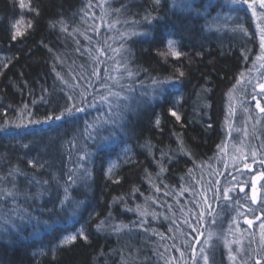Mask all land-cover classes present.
<instances>
[{
    "label": "trees",
    "instance_id": "obj_1",
    "mask_svg": "<svg viewBox=\"0 0 264 264\" xmlns=\"http://www.w3.org/2000/svg\"><path fill=\"white\" fill-rule=\"evenodd\" d=\"M187 1L196 16L182 0H0V264H197L199 240L229 226L223 149L250 111L260 33L247 5ZM68 107L83 111L48 119ZM120 148L132 159L110 178ZM78 228L87 240L56 246ZM213 245L208 264H225Z\"/></svg>",
    "mask_w": 264,
    "mask_h": 264
},
{
    "label": "rangeland",
    "instance_id": "obj_2",
    "mask_svg": "<svg viewBox=\"0 0 264 264\" xmlns=\"http://www.w3.org/2000/svg\"><path fill=\"white\" fill-rule=\"evenodd\" d=\"M18 2V5H20V0ZM24 3L27 6L23 9H29L28 0H24ZM254 18L256 23L261 28H264V16H261L259 6H257V14ZM23 27V20L15 22L13 26L14 34L17 31L20 32ZM173 51H179L176 45ZM261 55H264V52L260 48L259 56ZM2 59L3 57L0 56V62ZM260 83H264V59H259L258 70L252 76L249 93H252L253 96L251 98L253 99H251L250 103H247V108H245V111L248 109L250 111L246 113V118L244 117L241 123H237L234 129H232V134L238 135L233 137V141H229V145L226 143L223 149L222 160L226 158V167L229 166L230 172L227 171L228 176L223 179L222 199L224 201L229 200L235 207L231 209L232 213L228 216L231 223H229V226L224 225L223 228H219L217 225V228H210L206 236H203L199 240L197 251H195L197 264H205L203 257H208V248L214 246L213 243L217 241H219V244L224 249L225 264H253L251 260L256 257H260V262L264 260V237H262L264 229L260 228V224L264 223V203H262L264 201V178L256 179L260 172H264V167H261L259 164V161L264 160V145L259 140V133L264 129V121L261 120L264 119V112H261L256 106L259 103L261 107H264V95L260 94L258 87ZM234 141L235 143L233 144ZM252 153H255L256 163H253ZM245 156L247 157L246 161L244 160ZM131 159L132 156L128 152V149L121 150L116 157L108 161V168H106L107 176L115 178V173L119 166L128 163ZM245 163L248 164V168L244 167ZM244 177H247V179L242 180ZM236 179L242 180V182L237 183ZM253 183H255L257 190V200L255 203L251 200ZM241 187L244 188V192H240ZM225 189L230 190L228 192V199H225L223 195ZM233 196L236 198L233 202H236L238 198V205L231 202ZM252 211L256 212L253 216L250 214ZM257 216L260 217L259 220L256 219ZM249 219L253 220L252 225L246 222ZM252 230H255V242L257 243L256 248L258 251L254 250L253 243L250 241ZM78 231H82V229L78 228L75 232H70L64 237L76 234ZM57 246H61L60 242ZM201 249H203V252H201ZM253 252L259 254L255 255ZM208 262L209 260L207 259V264ZM260 264H264V261Z\"/></svg>",
    "mask_w": 264,
    "mask_h": 264
},
{
    "label": "snow or ice",
    "instance_id": "obj_3",
    "mask_svg": "<svg viewBox=\"0 0 264 264\" xmlns=\"http://www.w3.org/2000/svg\"><path fill=\"white\" fill-rule=\"evenodd\" d=\"M157 3H159V0H157ZM232 3L234 4H244V5H247L248 8H250L252 10V14L253 16H256L257 14V6H259V9L261 10V16H264V0H232ZM27 5L24 3V0H20V7L21 8H24L26 7ZM181 7H183V0H182V3L180 5ZM188 8L191 9V4H188ZM191 10H195V9H191ZM195 11H198V10H195ZM257 27L259 28V31H260V48L262 50V52H264V28H261L259 25H257ZM235 30H240V31H243V26L242 25H237V28L234 29ZM17 35H22V33H20L19 31H17L13 36H12V39L15 40L16 39V36ZM177 44V41L173 40V39H169L167 41V47L168 49L171 51V54L173 56H177L179 57L181 55L180 52L178 51H173V49L175 48V45ZM257 59H264V55H261L259 57H257ZM6 66V65H5ZM129 76L132 75V73H128ZM184 76V73L183 72H180L179 73V76H177L174 80H168V79H165V80H158V79H155L153 78L152 80V83L154 85V91L155 92H160L162 91L163 87L167 84H174V83H179L180 82V78ZM259 89H260V94L261 95H264V83H260L258 85ZM119 93H109V96H116V97H119ZM69 99H71V97H69ZM101 100H107L109 102V104L111 105L112 104V101L108 100V97H105V96H102L100 98ZM127 99V97L125 98ZM119 100H117V104L119 105ZM91 106V105H90ZM257 108L260 109L261 112H264V107H261L259 103H257ZM123 107L125 108V110H130V105L129 104H124ZM73 111H83L82 108H71V107H68V108H65V110L63 112H61V114L59 116H55V117H49L48 119L51 120V119H55V120H60L62 118H64L65 115H71L73 113ZM171 111V109H170ZM123 114L121 113V116ZM171 115L174 116L177 120H180V116L177 115V113L175 111H171ZM113 124L116 123L115 120H112L111 121ZM157 124H159V120L156 121ZM107 139V138H105ZM252 156H253V163H256L255 161V153H252ZM244 160L246 161L247 160V157L245 156L244 157ZM31 163V161L29 162ZM259 164L261 165V167H264V160H261L259 161ZM244 167L245 168H248V164L245 163L244 164ZM9 175H11V173H9ZM261 178H264V172H260L259 176L256 177V179H261ZM69 181H72V177L69 176ZM46 183V182H45ZM15 183L13 182V189H15ZM230 190L228 189H225L224 190V197L225 199H228V192ZM240 192H244V188L241 187L240 188ZM65 193H67V189H65ZM6 196L8 197H11L13 199V201L15 200L16 196L19 195L18 193L14 192V191H7L5 193ZM23 195L25 196L26 199H29L31 198L30 197V194L28 193H23ZM36 195H40V193H37ZM65 200H67V196L65 197ZM65 200H61V206L64 205L65 203ZM251 200L253 203L256 202L257 200V190H256V185L255 183L252 184V196H251ZM262 203H264V201H262ZM20 219H25V217L23 215L20 216ZM29 221H31V219H36L37 220V226L38 227H47L48 226V223L47 221H44V222H40L38 218H32V217H28L27 218ZM257 220L260 219L259 216L256 217ZM249 225H252L253 224V220L249 219L246 221ZM260 228L261 229H264V223H261L260 224ZM80 236L82 237L83 239L87 240V237L84 235V233L82 231H78L76 234H72V235H69V236H66L64 237L61 241H60V244L61 246L63 245H68V244H71L73 243L74 241L77 240V237ZM262 237H264V232H262ZM201 252H203V249H201ZM204 259V262L205 264H207V259L208 257L207 256H204L203 257ZM256 264H260V261L257 260L256 261Z\"/></svg>",
    "mask_w": 264,
    "mask_h": 264
},
{
    "label": "bare ground",
    "instance_id": "obj_4",
    "mask_svg": "<svg viewBox=\"0 0 264 264\" xmlns=\"http://www.w3.org/2000/svg\"><path fill=\"white\" fill-rule=\"evenodd\" d=\"M194 1V0H193ZM195 1H198V0H195ZM16 2H17V5L19 4V2H18V0H16ZM199 2L200 3H198V6L199 7H203V9L205 10V8H206V11L205 12H207V9H208V7L210 6V4L212 3V0H199ZM111 4L113 3V2H110ZM187 4L186 5H183V7L185 8V10L188 12V13H190L192 16L194 15V16H196V13H195V10H191V9H194L193 8V3L192 2H190V1H187L186 2ZM228 3H231L232 5H234V6H236V4H234V3H232V0H229L228 1ZM28 4H30V2H29V0H28ZM188 4H191V9H189L188 8ZM225 4V3H224ZM218 4H216L215 5V7L217 6ZM229 5V4H228ZM19 8L22 10V11H29L28 9H23V8H21L20 7V5H19ZM183 8V9H184ZM217 9L219 8V6H217L216 7ZM215 9V8H214ZM115 11V13H114V15H113V17H114V19L116 20V21H118V22H121L122 21V10L120 9V8H116V10H114ZM220 12V11H219ZM83 15L84 14V7H82V9L79 11V13H77V15ZM199 14V16L201 15L200 13H198ZM22 18V17H21ZM22 21V19H18L17 21ZM218 21H213L212 22V24H216ZM119 24H121V23H119ZM14 25H15V22H14ZM124 28H126V26H124ZM169 39H173V40H175L172 36H167V38H166V40H165V43H167V41L169 40ZM176 41V40H175ZM252 81V80H251ZM250 85H251V82L250 81H248V82H243L242 83V87H247V88H249L250 87ZM263 118H264V116H263ZM62 120V119H61ZM261 120H263L264 121V119H261ZM235 135H238V134H232L231 135V137H230V140L231 141H233V137H235ZM259 140L262 142V144L264 145V129L263 130H261V132L259 133ZM235 143V141L233 142V144ZM233 144H231V145H233ZM124 149H126V148H124ZM223 148H222V146H220V148H219V150H222ZM122 149L120 148V149H118V151H117V154H119V152L121 151ZM130 150V149H129ZM128 150V152L130 153V151ZM33 151H35L34 149L32 150V152ZM25 154H28V153H24V155ZM131 154V153H130ZM106 165H108V163L106 164ZM107 167V166H106ZM108 168V167H107ZM230 172V171H229ZM224 173V176L226 177V176H228V174L226 173V172H223ZM227 178V177H226ZM241 179V178H240ZM247 179V177H244V179H242V180H246ZM233 180V179H232ZM242 180H239V179H236V182L238 183V182H242ZM231 214V213H230ZM60 242V241H59ZM59 242L56 244V246L57 245H59Z\"/></svg>",
    "mask_w": 264,
    "mask_h": 264
}]
</instances>
